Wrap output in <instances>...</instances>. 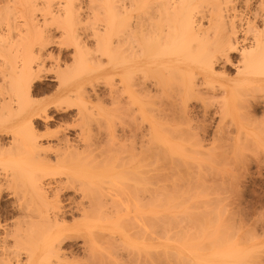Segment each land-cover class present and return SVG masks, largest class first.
<instances>
[{"label":"bare ground","instance_id":"6f19581e","mask_svg":"<svg viewBox=\"0 0 264 264\" xmlns=\"http://www.w3.org/2000/svg\"><path fill=\"white\" fill-rule=\"evenodd\" d=\"M89 18L97 24L93 27L95 32L93 28L89 33V30L78 32L74 25L84 19L89 21ZM55 23L60 25L55 28L60 29L62 23L66 24L63 35L67 36L68 44L75 47L73 50L83 55L88 50L83 53L81 41L85 43L94 39L93 44L102 52L97 55L98 51L93 48L96 55L87 52L90 58L85 56L84 63L94 67L89 68L90 74L80 76L77 75L79 69H73L75 51L70 66L56 59L47 67L45 62L54 58L49 49L57 44L53 39ZM104 35H107L106 40L102 37ZM95 40L102 43L104 46L99 47L104 49L99 50ZM82 46L87 49L84 48L87 44L85 46L82 42ZM79 56L82 55H78L80 59ZM114 56L115 64L112 63ZM103 57L107 58L106 63H111V72L112 69L115 71L116 118L128 119L125 127H122L125 121L121 127L115 126L118 131L115 130L113 141L125 142L113 147L115 153L109 150L115 155V161L110 158L112 153L107 154L110 159L103 158L102 155H106L104 148H99L98 140H88V132L87 137L85 132L83 136L84 116L79 111L70 114L72 116L64 114L70 100H78L79 96L83 98L82 89L85 88L82 86L86 81L91 87L85 97L91 98L98 107L101 102L99 80L109 72V68L101 69ZM80 63L75 64L80 67ZM48 69L54 72L51 78L43 75ZM69 71L73 72L70 74ZM74 71L76 75H73ZM66 72L70 74L69 79L65 77ZM46 93L52 94L53 99L35 101L34 96ZM239 94L244 98L241 104L236 102L239 99L235 100ZM83 109L86 110V105ZM51 111L53 116H50ZM86 111V114L92 112ZM236 111L240 113L242 124L234 122V117H239ZM68 119L70 125H77H73L74 128L79 126L74 138L70 137L72 140L65 132ZM52 125H59L61 129L54 126L56 130L47 135L50 141L44 147L38 140L44 133L38 136L37 128H44L48 134ZM45 136L42 138L46 141ZM113 141L108 142L109 146ZM239 142L253 146L264 144V0H0V202L3 199L8 201L7 210H0L3 213L0 214V264L162 263L161 256L166 252L162 246L165 231L163 207L166 198H170L167 187L160 183L168 182L167 177L174 173L178 175L181 171L191 175L192 169L195 172L205 167H202L204 160L195 159L194 166V163L185 166L184 161L194 155L204 159L205 150L201 151L204 145H237ZM126 143L130 144L129 150L124 146ZM163 146L168 150H163ZM159 147L163 151L158 149L153 153ZM126 149L128 154H124ZM158 162H162L158 164L161 166H152ZM195 166L197 169L194 170ZM200 177L194 179L197 183L184 181L193 188L196 184L195 191L199 187L205 190L207 186L204 180L198 179ZM177 181L174 180L169 189L177 190L179 201L185 202L191 196L183 200L185 194L182 198L183 194L178 192L183 187H179ZM153 184L156 188L150 192ZM68 185L74 192L62 203L59 195ZM183 189L181 192L186 191ZM201 197L206 203L210 201V198ZM196 198L200 195H195ZM169 202L177 204L172 199ZM188 208L190 210V206ZM214 222L218 224L220 220ZM216 226L217 230L219 225ZM212 227L207 230L209 234L205 231L207 226L204 228L205 240L212 236L213 240L220 242L227 236L228 226L224 225L226 229L223 227L222 231L220 227L217 231L214 229L213 235ZM191 232L189 235H194ZM196 236L200 237V234ZM228 236L231 238L229 233ZM190 237L192 240L193 236ZM177 241L176 244L180 242ZM211 241L206 243L210 248L208 251L214 244ZM231 241L228 239L226 246L230 243L232 248L226 252L212 249L210 253L214 258L224 256L228 259L234 254L241 257L242 251L239 250L243 249L235 246L239 252H233ZM67 242L72 243L65 248ZM196 245H191L195 252H189L200 255L199 251L204 247H193ZM183 247L177 246V250L182 251L189 245ZM213 247L221 248L222 245ZM223 247L226 250L228 246L223 244ZM71 248L79 250L84 259L79 260ZM236 255L234 259L238 261Z\"/></svg>","mask_w":264,"mask_h":264},{"label":"rangeland","instance_id":"374dc122","mask_svg":"<svg viewBox=\"0 0 264 264\" xmlns=\"http://www.w3.org/2000/svg\"><path fill=\"white\" fill-rule=\"evenodd\" d=\"M86 19H84V21H80L77 25L75 24L74 25V27L76 26V30L78 31V32H80V33H82L83 31L84 32H86L87 30H89V31H87L88 33L89 32H91V29L93 28V27H97V24H95V20L93 21V20H91L90 18H89V21H88V19H87V21H88V23H87V21H85ZM100 20V19H99ZM91 21V23H89ZM60 22V21H59ZM62 22V21H61ZM64 22V21H63ZM86 22V23H85ZM97 22V21H96ZM102 22V21H101ZM100 21H99V23H101ZM85 23V24H84ZM98 23V22H97ZM61 24V23H60ZM87 24V25H86ZM102 24V23H101ZM54 26V28H55V25H56V27H57V25H58V23L56 24H53ZM93 25H95V26H93ZM58 26H60V25H58ZM80 26V27H79ZM86 26V27H85ZM88 26V27H87ZM92 26V27H91ZM59 29H60V27H58ZM58 28H55V32H54V34H53V36H55L53 39H54V41L57 43L56 44V46L55 47H50V51H52V57H54V58H52L51 60H47L46 62H45V64L47 65V67L48 66H50V65H53L54 63H55V60L57 59H59V61H60V63L61 64H68L67 66H70L69 64H72V54H73V52L75 53L73 56H74V58H75V63H77L78 64V62L80 63L81 61H83V62H81L80 64H81V66L79 67L78 65L76 66V64L74 63L73 65H74V67L71 65V69H72V67H73V69L74 70H78L79 69V72H78V74L76 73V71H74V73H73V75L76 73L77 75H80V76H84V75H88V74H90L89 73V68L92 70V69H94V67L92 66V65H88L87 63H84V59H85V56L86 57H89L88 55V53L89 52H93V49L96 51H98V49L96 48L97 46H95V44H93L94 42V39L93 40H89V42L87 41V42H85L84 43V41H81V50L83 51H85V50H88L87 52H86V54H88V55H86V54H82V52L81 53H79V51H76V50H73L74 48L70 45V44H68L69 43V41H67L66 40V37L63 35V33L64 32H66V24H63L62 23V26H61V29L59 30ZM78 28L80 29V30H78ZM94 29V28H93ZM92 29V31H94L95 32V29L93 30ZM64 31V32H63ZM65 34V33H64ZM67 35V34H66ZM64 36V37H63ZM100 37V36H99ZM98 37V38H99ZM103 37V39H105L104 37H107V35H104V36H102ZM95 38H97V37H95ZM101 38V37H100ZM102 39V40H103ZM66 40V41H65ZM101 40V41H102ZM106 40V39H105ZM105 40H104V42H105ZM113 40H115V35L113 36ZM96 41V40H95ZM98 41V40H97ZM96 41V42H97ZM71 42V41H70ZM82 42H83V45L85 44V46H86V44H87V46L86 47H84V48H87V49H82L83 48V46H82ZM92 42V43H91ZM99 42H100V40H99ZM103 42V41H102ZM88 43H91V44H88ZM65 44H67V45H65ZM93 44V45H92ZM68 45H69V47H68ZM97 45H98V47L99 46H102V43H99L98 44V42H97ZM89 46H92L91 47V49H90V47ZM94 46H95V48H94ZM104 46V45H103ZM102 46V47H103ZM101 47V49H100V47H99V50H102V49H104V48H102ZM93 48V49H92ZM115 49V45H114V48H113V50ZM58 51V52H57ZM83 51V53H85ZM93 52V53H95V55H96V52ZM100 52H102V51H100ZM99 51H98V54L97 55H99V53H100ZM114 52V51H113ZM93 53H90L91 55H93L94 56V54ZM53 55H55V56H53ZM78 55H82L81 57H80V59L78 58ZM90 55V56H91ZM84 57V58H83ZM90 58V57H89ZM89 58H86V59H89ZM92 58V57H91ZM104 60V61H103ZM107 60V58L105 57H103L102 58V61H103V63H102V65H101V69L103 70V68H109L108 70H109V72L108 73H106L105 75H103V77L105 78H100V80H99V90L101 91V92H99V93H101V99H100V101L101 102H99L98 103V107L96 106V103L94 102V101H92L91 100V98H88L87 96H88V92L90 91V87H91V83L89 82V81H86V83L84 82L83 83V85L85 86H82L83 88H85V89H82L83 90V92H84V94H83V98H81L80 96H79V98H78V100H77V98H73L72 100L73 101H71L70 100V103L68 104V110L67 111H65L64 112V114L67 116H72V115H75L76 114V112H80L81 114H82V116H84L83 117V120L84 121H82V125H84L85 127V130L83 131V136H84V132L86 133V137L88 136L87 135V132H88V134L90 135L89 137H87L88 138V140H89V138L90 139H93L94 138V140L93 141H96V140H98V142H99V144H98V146H99V148L101 147V150L103 149V151L106 153V155H102L103 156V158H105L104 156H107L105 159H110V158H112L111 160H114L115 159V155L112 153L115 149V146H119V144L121 145V143H124L125 144V142H123V141H113V139H115V130L116 131H118V127H121V125L124 123V121H125V118H116V115H115V71H114V69H112V72H111V70H110V67H109V64L111 65V63H106L105 61ZM65 62V63H64ZM89 63V62H88ZM108 64V67L106 66V64ZM112 63L113 64H115V56H114V61H112ZM112 64V65H113ZM91 66V67H90ZM115 66V65H114ZM111 68H113V66H111ZM115 68V67H114ZM87 69V70H86ZM105 71H107L106 69H104ZM70 72V71H69ZM71 72H73V71H71ZM71 72H70V74H71ZM110 73V74H109ZM70 74H67V72L65 73V77H68V75H70ZM75 74V75H76ZM43 75H47V78H51V77H53V75H54V72L53 71H50L49 69L47 70V73H46V71H45V73H43ZM71 77H73V76H71ZM67 79H69V77L67 78ZM71 79V78H70ZM106 79H107V81H106ZM114 79V80H113ZM104 80V81H103ZM90 83V84H89ZM113 83V84H112ZM112 84V85H111ZM85 91H86V93H85ZM88 91V92H87ZM88 93V94H87ZM85 95H87L86 97H87V99H86V97H85ZM241 95V96H240ZM52 94L50 95V94H48V93H46V94H44V95H42V94H40V95H37V96H34V98H35V101H38V102H43V100H44V102L45 101H48V100H50V98H51V100L53 99V97L54 96H52ZM243 95L242 94H239V96H237L236 98H235V100L236 99H239V100H236V102H239V103H237V104H241L242 103V101H243V97H242ZM49 97V98H48ZM241 98H242V100H241ZM113 99V100H112ZM219 99V98H218ZM42 100V101H41ZM80 100V101H79ZM79 101V102H78ZM83 102V104H82V102ZM111 101V102H110ZM113 101V102H112ZM241 101V102H240ZM74 103V105L73 104H71V103ZM79 103V104H78ZM85 103H88V104H85ZM112 103V104H111ZM71 104V105H70ZM80 104H81V106H80ZM69 105L71 106V107H69ZM85 105H86V110H90V112L92 111L91 109H93V113L91 112V113H89V114H86V110L85 109H83V108H85ZM88 105V106H87ZM104 107H103V106ZM90 106V107H89ZM113 106V107H112ZM81 107H82V109H81ZM95 107V108H94ZM70 108V109H69ZM89 108V109H88ZM97 108V109H96ZM112 109H114L113 111H112ZM85 110V111H84ZM112 111V112H111ZM237 111H239L240 112V110H237ZM237 111H236V114H239V117H240V119H239V117L238 116H235L234 117V119H236V120H234V122H235V124H237L236 122H241V120H242V118H241V116H240V113L238 112L237 113ZM52 112V111H51ZM51 112H49L50 113V116L52 115L53 116V112L51 113ZM114 112V113H113ZM70 114H72V115H70ZM90 114H93V115H91L90 116ZM115 115V116H114ZM99 116V117H98ZM91 118V119H90ZM95 118V119H94ZM100 120V122H99V120ZM238 118V119H237ZM92 119H93V121H92ZM115 119V120H114ZM117 119V120H116ZM119 119V120H118ZM124 119V120H123ZM98 120V121H97ZM113 120H114V122H113ZM123 120V121H122ZM128 119H126V121H127ZM228 120H230V119H228ZM105 121V122H104ZM107 121V122H106ZM110 121H112L111 123H110ZM118 121H119V123H118ZM121 121V122H120ZM126 121H125V123H124V125L122 126V127H125V124H126ZM227 121V120H226ZM86 122V123H85ZM93 122H95V124L93 123ZM79 123V122H78ZM105 123V124H104ZM107 123V124H106ZM120 124V125H118V124ZM127 123H129V122H127ZM71 123L69 122V119L67 120V122H66V125H65V127H68V130H66L65 132L67 133L66 135H67V137H68V139H70V140H72L73 138H74V135L73 134H75V133H77L78 132V128H79V126L76 128H74V126H77V125H75V123H72V125H70ZM76 124H77V122H76ZM89 124V125H88ZM99 124V125H98ZM101 124V125H100ZM241 124H242V122H241ZM57 125V124H56ZM56 125H52L49 129L50 130H48L49 131V133L48 134H46V132L45 131H47V130H45L44 128H41L40 126L37 128V135L38 136H41L43 133V135H46L45 137H47V135H51L50 134V132L51 133H53V132H55V130L56 129H58V130H60L61 128H63V123L61 124L62 126H61V128L59 127V125H58V127L56 126ZM74 125V126H73ZM56 127V129H55V127ZM115 126H118V127H115ZM128 126V124L126 125V127ZM241 126H239V129L241 130V128H240ZM71 128V129H70ZM113 128V129H112ZM45 131H44V130ZM51 129H52V131H51ZM64 129V128H63ZM62 129V130H63ZM90 129V130H89ZM102 129V130H101ZM121 129V128H120ZM119 129V130H120ZM76 130V131H75ZM97 130V131H96ZM111 130H113V131H111ZM39 132V133H38ZM42 132V133H41ZM240 132H243L242 130L240 131ZM213 133V129L210 131V134H212ZM41 134V135H40ZM43 135H42V137H43ZM49 136L47 137V138H45V139H47L46 141L44 140V138H39L38 140H39V142H41L40 144H43L42 146H46V143L48 142V141H50V139H49ZM106 136H108V137H106ZM113 136V137H112ZM70 137H73L72 139L70 138ZM85 137V138H86ZM112 137V138H111ZM86 138V139H87ZM109 138L110 139H112V140H109ZM242 138V137H241ZM40 139H42V140H40ZM117 140V139H116ZM111 141V142H110ZM112 141H113V144H115V143H117L118 142V145H113V144H111L112 145V147H111V145L109 146V143L108 142H110V143H112ZM43 142V143H42ZM115 142V143H114ZM128 142V141H127ZM102 144V145H101ZM218 145H211V146H209L208 144H206V145H204V148L202 147V149H201V151L202 150H205V153H204V156H203V154H202V157H204V159H202V158H200V156L198 157V156H196V155H194V156H192L193 158L192 159H190V158H188V159H185L184 158V161L186 162V164H185V166L186 165H190V164H193V166L196 164L195 162H196V160H198V161H201V162H203V160H204V164L202 163V167H203V165H206L207 166V168H209L208 170H207V168H206V166L205 167H201L202 169L200 170V171H195L196 172V174H195V172H193V166H192V171H191V175H188V174H185L183 171L185 170L184 169V167H183V169H182V172L183 173H181V171H180V173L177 175V173H174L175 175H172L173 177H175V179L173 178L172 179V176H169V178L167 177V181L168 182H163V183H160V184H162L163 186H166L167 187V191H166V193L169 195H167L168 196V198H170V199H168L167 200V198H166V204H165V202H164V204H165V208L163 207V212H164V215H165V220H164V235H163V239H162V242H163V244H162V246H163V248H164V251H166V252H164V254H165V256H161V258H162V263L163 264H206V262H207V264H211L212 262V264H216V262H217V264H226L225 262H226V259H227V257H225L224 258V256H222V257H217L216 256V258H218V260H216V258H214V256L210 253L211 251H212V249H213V251H215V250H221V252L223 251H227L228 250V248H230L229 247V245H231L230 243L226 246V244L228 243L227 241H228V239L231 241V239H233L232 241H231V243H233L234 244V248H233V252H234V250H235V253H237V252H239V251H242V253H240L239 255L241 256V257H239L238 255H236V254H234V256L236 255L238 258H239V260L237 261V258H236V260L234 259L235 257L234 256H232L231 258L230 257H228V259H229V262H228V259H227V264H229L230 262H231V264H232V262H233V264L234 263H236V262H234V261H237L239 264H264V221H263V219H264V144L263 145H260V146H258V145H255V146H253V145H248V144H240V142L237 144V145H228V144H220V143H217ZM220 144V145H219ZM128 145H130L129 143H126V145H124V146H127V148H128V150H129V146ZM240 145H242V146H240ZM44 146V147H45ZM212 146H215V147H212ZM224 148H223V147ZM250 146V147H249ZM258 146V147H257ZM108 147H110V148H108ZM114 147V148H113ZM121 147H123V145L121 146ZM237 147V148H236ZM244 147H245V149L247 150H249V153H247L248 152V150H247V152H246V150H244ZM257 147V148H256ZM257 150H255V149ZM260 148V149H259ZM112 149V150H111ZM160 150V147L159 148H157L156 150H154V152L153 153H155V151H157V150ZM161 149H162V146H161ZM227 149V150H226ZM252 149V150H251ZM259 149V150H258ZM99 150V149H98ZM100 150V151H101ZM108 150V151H107ZM112 151V152H110V151ZM163 150H168V147L167 146H163ZM162 150V151H163ZM216 150V151H215ZM222 150V151H221ZM108 153H107V152ZM152 151H153V148H152ZM161 151V150H160ZM161 151V152H162ZM213 151V152H212ZM262 151V152H261ZM125 152V151H124ZM216 152V153H215ZM225 152V153H224ZM241 152H242V155H241ZM245 152H246V154H245ZM103 152H101V154H102ZM110 153H112V157H111V154ZM114 153H115V151H114ZM221 153V154H220ZM227 153V154H226ZM263 155H262V154ZM110 154V158H108V155ZM124 154H128L127 153V149H126V153H124ZM219 154V155H218ZM113 155H114V159H113ZM123 155V154H122ZM214 155V156H213ZM244 155H246V156H244ZM255 155V156H254ZM262 155V156H261ZM127 156V155H126ZM175 158H177L178 157V155H173ZM233 156V157H232ZM189 157V156H188ZM190 157H191V155H190ZM197 157H198V159H197ZM178 158H180L179 160H181L182 159V157H178ZM207 159V161H208V163H207V161H206V159ZM234 158V159H233ZM248 158V159H247ZM252 158V159H251ZM255 158V159H254ZM195 161H194V160ZM200 159V160H199ZM231 159V160H230ZM257 159V160H256ZM260 159V160H259ZM248 160V161H247ZM115 161V160H114ZM226 161H228V162H232V164H230V163H226ZM236 161V162H235ZM260 161V162H259ZM113 162V161H112ZM221 162V163H220ZM187 163H189V164H187ZM234 163H235V166H234ZM158 164H162V162H158V163H153L152 164V166H157ZM253 164H255V165H253ZM263 164V165H262ZM231 165H233V166H231ZM252 165V166H251ZM158 166H161V165H158ZM182 166V165H181ZM197 166V165H196ZM195 166V167H196ZM248 166V167H247ZM224 167V168H223ZM228 167V168H227ZM159 168V167H158ZM187 168V167H186ZM245 168V169H244ZM190 169V168H189ZM188 169V170H189ZM195 169H197V167L196 168H194V170ZM235 169V170H234ZM239 170V171H238ZM235 172V173H234ZM200 173V174H199ZM201 173H203V176L205 175V177H203L202 176V174ZM227 173H229V174H227ZM186 175L187 176V178H186V176L184 177V180L185 179H187V181H189V182H191L190 180H192V182H193V180L195 179V178H197V177H200V178H198L200 181H202V180H204V182L203 183H205V186H209V184L211 185V186H209V187H212L211 188V190H210V188L208 187H206L205 188V190H203L204 189V187L202 188V184H200V183H198V184H200V185H202L201 186V188L202 189H200V185H198V191L196 190L195 191V189H196V187H195V185H194V188L192 187V185L189 183V182H187V181H184V180H181V179H183V176L184 175ZM193 174V175H192ZM223 174V175H222ZM231 174V175H230ZM227 175V176H226ZM182 176V177H181ZM189 176H191L190 178H189ZM197 176V177H196ZM224 176V177H223ZM203 177V178H202ZM226 177H228V178H226ZM178 178H180V179H178ZM188 178H189V180H188ZM169 179H171V180H169ZM177 179L179 180V181H177ZM223 180V181H219V180ZM229 179V180H228ZM231 179V180H230ZM175 180V181H177L176 182V184H179L180 183V185H179V187L182 185V187L183 188H185V192H181L182 191V189L181 188H179V193L182 195V198H183V196H184V194H185V197L183 198V200L184 199H186V197L187 196H191V197H187V199H189V200H185V202H182V201H179V197H177V195H176V191L175 190H173V191H175V192H173L172 190L170 191V189H171V184L173 183V181ZM209 180V181H208ZM228 180V181H227ZM182 183H181V182ZM197 181V179L196 180H194V182H196ZM200 181H198V182H200ZM207 181V182H206ZM232 182H234V183H232ZM78 183V182H77ZM76 183V184H77ZM164 183H165V185H164ZM186 183H188V184H186ZM197 183V182H196ZM223 184V186L221 185V184ZM189 184L191 185L190 187H189ZM69 186H71V185H68L67 186V189L66 190H64V191H66L65 193H63L64 191H62V192H60V194L61 195H59L60 196V200L62 201V203H65L66 202V198H69V197H71V194H72V192H74V191H72V189L70 190V187ZM76 186H78V185H76ZM156 185H151L150 186V192H153V190L156 188L155 187ZM72 187V186H71ZM188 187H189V189H188ZM170 188V189H169ZM169 189V190H168ZM199 189L201 190V191H199ZM230 189V190H229ZM191 190H192V192L194 193V195L193 194H191L190 195V193H192L191 192ZM194 190V191H193ZM202 191H205V193H203L202 194ZM212 191V192H211ZM246 191V192H245ZM171 192V193H170ZM199 192H200V194H199ZM240 194H239V193ZM93 193V192H92ZM95 193V192H94ZM93 193V194H94ZM170 193V194H169ZM175 193V194H174ZM198 193V194H197ZM90 194H91V192H90ZM172 194V195H171ZM188 194V195H187ZM204 194H206V195H204ZM195 195H200V198H196V199H194L195 198ZM240 195V196H239ZM201 196H204L205 197V199H209L210 201H208V202H210L212 205H210V203H206L205 202V200L201 197ZM206 196L208 197V198H206ZM239 196V197H238ZM63 197V198H62ZM166 197V196H165ZM177 197V198H176ZM212 197V198H211ZM241 197V198H240ZM180 198H181V196H180ZM182 198L180 199V200H182ZM191 198V199H190ZM202 198V199H201ZM222 198V199H221ZM171 199H172V201L174 200L175 201V203H177V204H172V202L170 203L169 202V200L171 201ZM192 199H194L193 201H191ZM211 199L212 200H214L213 202L211 201ZM241 199V200H240ZM63 200H64V202H63ZM196 200V201H195ZM218 200V201H217ZM238 200V201H237ZM177 201V202H176ZM8 203V201L6 200H2L1 202H0V210L3 212V211H5V210H7V208H5V206L7 205V203ZM192 204H191V203ZM195 202V203H194ZM224 202V203H223ZM232 202H233V204H232ZM189 203V204H188ZM216 205V207H214L213 205L214 204ZM181 204V205H180ZM184 204V205H183ZM223 204V205H222ZM226 206H225V205ZM3 205V206H2ZM180 205V206H179ZM182 206V207H181ZM188 206H190V210H189V208L187 209V207ZM191 206H193V208L191 207ZM206 206H207V209H208V211H207V209H206ZM211 208H210V207ZM218 206V207H217ZM177 207H178V209H177ZM3 208V209H2ZM215 208V209H214ZM185 209V210H184ZM213 209V210H212ZM219 209H221V211L219 210ZM185 211V212H183V211ZM189 210V211H188ZM194 210V211H193ZM0 211V214H1V216L3 215V213ZM191 211H193V212H191ZM233 212V213H232ZM263 212V213H262ZM182 213H184V214H182ZM190 213H193V214H191L190 215ZM208 213V214H207ZM219 213V214H218ZM231 213V214H230ZM186 214V215H185ZM188 214V215H187ZM212 214H213V216H212ZM229 214V215H228ZM260 214V215H259ZM262 214V215H261ZM206 215V216H205ZM220 215V216H219ZM228 215V216H227ZM232 215H234L233 217H232ZM191 216H192V218H191ZM194 216H195V218H194ZM205 216V218H203ZM217 216V217H216ZM260 216V217H259ZM209 217L211 218V219H209ZM226 217H227V219H226ZM196 218H197V220H198V222H197V220H196ZM207 218V219H206ZM220 218V219H219ZM189 219V220H188ZM216 219V220H215ZM217 219H219L220 220V222L218 223L217 221H219V220H217ZM259 220L258 222L256 221V220ZM192 220V221H191ZM205 220V221H204ZM172 221V222H171ZM189 221H190V223H189ZM213 221V222H212ZM214 221H216L218 224H215V222ZM228 221H229V223H228ZM195 224H194V223ZM206 222V223H205ZM226 222V223H225ZM173 223H175V224H173ZM207 223H209L208 225H207ZM223 223V224H222ZM198 224V225H197ZM175 225V226H174ZM209 225H214L213 227L212 226H209ZM215 225H219V227L221 228V226H222V228L224 227V225H226V227L228 226L229 227V229H228V227H227V230H229V231H227L226 230V234L225 235H227V236H225V235H222L223 236V238H224V236H225V238L224 239H221V241L219 242H216V240L214 239L213 240V238H212V236H211V238H208L209 240H211L212 239V243H214L213 244V246L215 245V247H219V246H221L222 245V247H223V244H224V246L225 247H227L226 248V250H225V248L223 247V249H222V247L221 248H215L214 249V247L213 246H211L212 244H210V246L212 247V249H211V251H208L207 250V248H209L208 247V244H209V240L208 239H204V237H205V235H204V237H203V234H205L206 232H207V230L209 231V230H211L210 228L212 227V231H211V233L213 232V231H215L216 230V228H215ZM263 225V226H262ZM206 226H207V229H206ZM216 226V227H217ZM178 227V228H177ZM195 227V228H194ZM200 227V228H199ZM201 227H203V230L201 229ZM219 227H218V229H219ZM226 227H224L223 228V230L224 229H226ZM176 228V229H175ZM206 230H205V229ZM222 228H221V231H222ZM178 229V230H177ZM186 229H187V231H186ZM193 229H194V231L195 230H197V231H193ZM201 229V230H200ZM215 229V230H214ZM217 229V230H218ZM190 230V231H189ZM206 232H205V231ZM216 230V231H217ZM179 231V232H178ZM189 231V232H188ZM192 231V232H191ZM191 232V234H194L195 235V237H194V235H189V233ZM194 232V233H193ZM198 232V233H197ZM200 232V233H199ZM203 232V233H202ZM205 232V233H204ZM178 233H180V235L178 234ZM188 233V234H187ZM195 233H197V234H200V237L198 238L196 235L197 234H195ZM208 234H209V232H207ZM211 233H210V235H211ZM228 233L230 234V236H231V238L228 236ZM207 234V235H208ZM214 233H212V235H213ZM219 234H220V231H219ZM175 235V236H174ZM183 238H182V237ZM189 236H193L192 237V240H191V237L190 238H188ZM209 236V235H208ZM176 237H177V239H176ZM185 237V238H184ZM210 237V236H209ZM227 237H228V239H227ZM193 238H195V239H193ZM198 238V239H197ZM200 238H201V241H200ZM207 238V237H206ZM180 239H182V240H180ZM186 241H184V240ZM203 239V240H202ZM176 240H179V241H177V242H179L178 244H176ZM207 241V242H205V241ZM220 240V239H219ZM226 240V241H225ZM186 243V245H184L185 243ZM200 241V242H199ZM215 241V242H214ZM234 241H236V242H234ZM239 241V242H238ZM241 241V242H240ZM174 242H175V244L176 245H174ZM189 242H190V244H189ZM194 242V243H193ZM199 244H198V243ZM69 242H67L66 244H65V248L66 247H70V244L72 243H69ZM77 244H78V242H76ZM196 243H197V245H196ZM206 243H208L207 245H206ZM238 243V245H236ZM189 245V247H187L188 245ZM196 245V246H193V247H200V245L201 246H203L204 247V249L203 250H205V251H203V250H201V249H198V250H201V251H203V252H201V251H199V253H200V255H198L197 253H191V252H189L190 250H191V248H192V246L191 245ZM202 244H204V245H202ZM182 245V247L184 246V247H187V248H184L182 251H178L177 250V246H181ZM205 245H206V247H205ZM217 245H219V246H217ZM233 246V245H232ZM235 246L236 247H239V249H243L244 251H246V252H244L243 250H237V249H235ZM175 247V248H174ZM206 248V249H205ZM232 248V247H231ZM230 248V249H231ZM189 249V250H188ZM210 249V248H209ZM229 249V250H230ZM247 249V250H246ZM186 250H188V251H186ZM198 250H196V251H198ZM237 250V251H236ZM67 251H70V249H68L67 248ZM192 251V250H191ZM212 251V252H213ZM71 252L72 253H76L75 255H77V257H78V259L80 260V259H84L83 258V256H82V254H81V252L79 251V250H77V249H74V248H71ZM168 252H169V254H168ZM192 252H195V250L194 251H192ZM250 252H252L251 254H249ZM171 253V254H170ZM208 253H210V254H208ZM163 254V255H164ZM167 254V255H166ZM208 254V255H207ZM243 255V257H242V255ZM244 254H246V255H244ZM248 254V255H247ZM178 255V256H177ZM195 255V256H194ZM196 255H198V256H196ZM201 256V257H200ZM202 256H204V257H202ZM246 256H247V258H246ZM164 257V258H163ZM205 257H207V258H205ZM210 257V258H209ZM212 257V258H211ZM249 257H250V262H248L249 261ZM155 258V257H154ZM167 258V259H166ZM187 259V260H185V259ZM205 258V259H204ZM222 258H224L223 260H221ZM242 258V259H241ZM77 259V261H79ZM199 259V260H198ZM201 259V260H200ZM212 259H215V260H212ZM233 259V260H232ZM166 260V261H165ZM181 260V261H180ZM202 260H204V261H202ZM212 260V261H211ZM177 261H179V262H177ZM199 261V262H198ZM241 263H240V262ZM205 262V263H204ZM209 262V263H208ZM155 264H158V263H156V262H154ZM162 263H160V264H162ZM238 263H236V264H238Z\"/></svg>","mask_w":264,"mask_h":264}]
</instances>
